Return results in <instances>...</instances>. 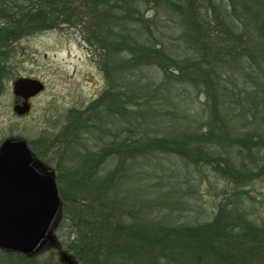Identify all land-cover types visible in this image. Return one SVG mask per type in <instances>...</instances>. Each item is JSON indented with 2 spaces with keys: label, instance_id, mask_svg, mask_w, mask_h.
Masks as SVG:
<instances>
[{
  "label": "trees",
  "instance_id": "trees-1",
  "mask_svg": "<svg viewBox=\"0 0 264 264\" xmlns=\"http://www.w3.org/2000/svg\"><path fill=\"white\" fill-rule=\"evenodd\" d=\"M160 8L173 44L156 37ZM62 26L79 30L106 85L46 145L77 158L55 176L76 264H264V222L244 199L176 225L165 198L155 197L169 210L157 220L120 188L130 167L171 157L253 200L245 189L264 178V0H0V91L11 44ZM34 255L0 250V264H60Z\"/></svg>",
  "mask_w": 264,
  "mask_h": 264
},
{
  "label": "rangeland",
  "instance_id": "rangeland-1",
  "mask_svg": "<svg viewBox=\"0 0 264 264\" xmlns=\"http://www.w3.org/2000/svg\"><path fill=\"white\" fill-rule=\"evenodd\" d=\"M150 10L145 15L147 18L154 14V10ZM158 12L161 24L156 37L166 45L173 44L176 37L174 22L165 20L162 8ZM11 48L6 66L12 71V76L1 82L0 142L6 138L22 139L34 160L56 176L57 162L61 166H70L76 164L77 158L48 152L46 145L48 147L55 135L71 120L69 116L72 111L85 109L106 89L103 76L93 62L91 51L79 30L71 26L23 36L12 43ZM17 77L35 78L44 85L43 91L30 100L29 111L22 116H16L11 110L15 100L11 83ZM202 101L198 95L194 96V103L200 105ZM165 110L171 109L165 107ZM79 151L83 152L81 147ZM160 161V165L153 163L156 166H129L130 176H125L120 188L127 194L128 201L136 198L135 204L128 202L131 209L150 211V215L158 220L162 213L169 210L166 208L164 212H157L156 207L161 202L156 201L155 197L165 198L167 206L173 211V222L181 225L194 220H207L219 202L233 203L244 199L245 207L253 209L255 224L264 222V178L249 183L245 190L253 200L245 199L238 189H232L231 184L214 176L207 167H185L181 161L171 157H162ZM112 168V161L106 160L105 168L100 173ZM225 189L231 196L224 198ZM55 222H58V218ZM61 224V220L58 225L55 223L51 234L61 249L68 251L66 242L70 238H67L65 224ZM49 258L58 260L57 251L52 246L39 250L33 257L42 263L48 262L46 260ZM1 260L0 256V263Z\"/></svg>",
  "mask_w": 264,
  "mask_h": 264
},
{
  "label": "water",
  "instance_id": "water-1",
  "mask_svg": "<svg viewBox=\"0 0 264 264\" xmlns=\"http://www.w3.org/2000/svg\"><path fill=\"white\" fill-rule=\"evenodd\" d=\"M43 89L35 78H15L11 92L21 103L13 104L12 112L16 116L27 113L28 100ZM39 166L22 139L0 142V250L30 256L48 242L58 250L60 264H76L51 234L61 204L53 173Z\"/></svg>",
  "mask_w": 264,
  "mask_h": 264
},
{
  "label": "flooded vegetation",
  "instance_id": "flooded-vegetation-1",
  "mask_svg": "<svg viewBox=\"0 0 264 264\" xmlns=\"http://www.w3.org/2000/svg\"><path fill=\"white\" fill-rule=\"evenodd\" d=\"M33 98H34V97L30 98V99L28 100V102H30V100H32ZM20 103H21V99H20V98H15L13 104H20ZM41 168H42V167L39 166L38 169H41ZM54 180H55V176H54ZM55 182H56V181H55ZM59 222H60V217L58 216V222H55V223H57V225H58ZM48 245H49L48 242H45V243L42 245L41 249L46 248ZM56 251H58V250H56Z\"/></svg>",
  "mask_w": 264,
  "mask_h": 264
}]
</instances>
